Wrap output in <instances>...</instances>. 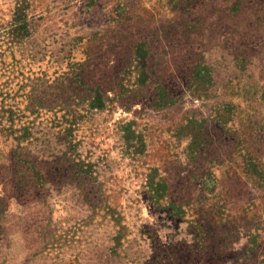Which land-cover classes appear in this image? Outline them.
I'll use <instances>...</instances> for the list:
<instances>
[{"label":"rangeland","instance_id":"1","mask_svg":"<svg viewBox=\"0 0 264 264\" xmlns=\"http://www.w3.org/2000/svg\"><path fill=\"white\" fill-rule=\"evenodd\" d=\"M0 264H264V0H0Z\"/></svg>","mask_w":264,"mask_h":264}]
</instances>
